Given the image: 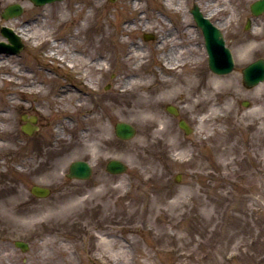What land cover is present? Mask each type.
Masks as SVG:
<instances>
[{
	"label": "rangeland",
	"instance_id": "rangeland-1",
	"mask_svg": "<svg viewBox=\"0 0 264 264\" xmlns=\"http://www.w3.org/2000/svg\"><path fill=\"white\" fill-rule=\"evenodd\" d=\"M17 1L0 0V27L16 32L28 21L37 41L23 31L24 50L0 55L8 72L0 71V264H264V117L254 113L253 89L242 87L241 66L213 87L190 14L197 5L223 27L235 61L257 60L264 13L252 18L250 50L242 51L243 34L231 35L251 18L255 0H174L177 15L163 0H64L42 9L24 2L21 17L3 20V8ZM43 36L65 43L56 55H72L74 70L45 56L51 46ZM131 43L140 47L137 67L124 57ZM169 50L182 67L165 68ZM94 60L102 70L88 68ZM128 75L151 87L123 92ZM138 97L148 101L136 109ZM23 115L38 116L32 138L20 129ZM180 119L191 134L178 128ZM118 121L135 127L132 140L113 139ZM39 148L45 160L36 166ZM105 156L124 161L126 174H106ZM82 158L95 164V175L67 180L68 165ZM33 184L52 194L32 196Z\"/></svg>",
	"mask_w": 264,
	"mask_h": 264
},
{
	"label": "water",
	"instance_id": "water-1",
	"mask_svg": "<svg viewBox=\"0 0 264 264\" xmlns=\"http://www.w3.org/2000/svg\"><path fill=\"white\" fill-rule=\"evenodd\" d=\"M33 1L36 3H44V2H47L50 0H33ZM251 10H252V13L254 15H258V14L262 13L264 11V0L258 1L254 5H252ZM20 11H21L20 6L13 4V5L8 6L4 10L2 16L4 18L13 17L16 15H19ZM193 14H194V17H195V20H196L198 26L201 27L202 30H204L205 36L208 40L207 48L209 50V54L211 55L210 56L211 67L213 69H215L217 67H221L222 70H227L230 67L229 62L226 65H224L223 62H222V65H221V63H220V65H217L218 61H231V56H230L229 51L227 49H224L223 41L218 38L219 37L218 32L216 31L215 28H213L212 26L209 25V23L206 19L202 18L201 14L197 8H194ZM3 33L5 35H7L8 39L11 42L14 41V43L12 44V45H14V48L19 47L18 46L19 45L18 39L15 36H13V35L9 36L8 30H6V29H5V32L3 30ZM12 45L0 44V53L1 52H6V53L13 52L14 48L12 47ZM217 48H219L220 50L219 49L217 50ZM244 74H245V81L249 82L248 85H254V84L258 83L259 81H262L264 79V63L262 61L255 62L250 67L245 69ZM169 111L171 113H174L175 115L177 114L172 109H169ZM179 126L185 131L186 134L189 133V129L187 128V126L184 122L181 121L179 123ZM24 131L29 132V130H27V129H24ZM115 133H116L117 137L124 139V140H127V139H130L134 136L135 130H134V128H132L128 124L118 123L115 126ZM109 169L111 171L116 172V173H120V172L125 171V167L120 162H115V161H113L109 164ZM89 175H90V169L86 163L75 162L70 167L69 177H76L79 179H85V178H88ZM32 193L36 196L44 197L48 194V190L34 186L32 188ZM16 245L19 246L23 251L26 250L25 244L16 243Z\"/></svg>",
	"mask_w": 264,
	"mask_h": 264
},
{
	"label": "bare ground",
	"instance_id": "bare-ground-1",
	"mask_svg": "<svg viewBox=\"0 0 264 264\" xmlns=\"http://www.w3.org/2000/svg\"><path fill=\"white\" fill-rule=\"evenodd\" d=\"M133 1H135V0H131V3ZM163 1H164V6H165L166 10L169 11L172 15H177L179 13V9L180 8H179L178 3H174L173 2L174 0H163ZM132 6H133V10H135L136 7H135L134 3L132 4ZM181 15H183V14L181 13ZM86 16H88V15L86 14ZM161 16H163V15L161 14ZM80 24H81V27L83 29H86V26H85L86 25V20L85 19H82V22ZM131 25H134V23H132ZM81 27H80V29H82ZM129 28H130V26H126V30L127 29L129 30ZM134 29H138V28L135 26ZM29 30H30L29 26L28 25H24V22H23L22 23V27L20 28V30L16 31V33H17V35L19 37H21V36H23L22 35L23 31H28L27 33H24L27 36V39H28L29 35H32V31L31 30L29 31ZM78 31H80V30L78 29ZM32 36L35 39V41H37V35L33 34ZM254 37L256 38V35ZM61 40H63V39H61ZM42 41L50 43V46H51V49L45 55L46 57L55 58V60H57V61H55L56 65L58 67H65L66 69L68 68L70 70H74L75 69V64H74V60L72 59V57H73L72 55L69 56V59L67 61H61L63 58H60L61 56L57 57V55H56V53H59L60 50L63 49V46H64L65 43H63L62 41H59V39H56V38H53V37L47 38V37H44V36L42 38ZM252 43H253L252 40H250V41L246 42L244 45H241V48L246 50V48H250L252 46ZM140 55L141 54H140L139 45L137 43H131L128 46V48H127V52L124 54V57H125L126 60H134V61L137 60L136 64H135V67H137L138 65L141 64V62H139L140 61ZM170 55H172V54H171V52L169 50V51H167V53L165 55L166 56L164 58L165 60H163V61L166 62L164 65H165V68H167V70H169V69L170 70H174V69L178 68L179 66L182 67L184 65V64H177L175 62H171L173 59L170 57ZM103 59L104 58H102V60ZM138 62L140 64H138ZM94 65H95V67H94ZM88 68L90 70L98 72V71L102 70V68H103L102 61H95L94 60L91 63V65H89ZM3 69H6V65L0 64V71H2ZM9 72L12 73V70L9 69ZM1 73L2 74H4V73L7 74L8 72L2 71ZM87 73H88V71H84V74H87ZM24 76H25V79H28L26 75H24ZM136 78L137 77H132V76L128 75L125 79H123L121 81V90L123 92H130L133 89V87H138L139 89H142V90L151 87V82H150L149 79L138 77L139 79L137 80ZM1 79H2V81L4 83H7V84H12V83L13 84H17V81L16 80H12L10 78V76H6V77L4 76ZM213 79H215V78H213ZM220 80L222 81L223 78H221ZM157 81H159L160 83L161 82L162 83L166 82L164 79H160V78H158ZM29 88H35V86L29 85V87H27L26 89L28 90ZM263 91H264V84H259L256 88L253 89V92H252V95H253L252 98L254 99V103H255L254 113L256 114L257 119H262L264 117V108H263L264 107V103L262 102V99H263V93L262 92ZM26 92L29 94L28 91H26ZM67 93L69 94V96H67V99L69 101H71L73 99V94H71V91H67ZM9 96H12V94H9ZM141 98H142L143 101L141 100ZM75 100H76L77 105H78V99H75ZM146 101H148V100H146ZM146 101L143 99V97H138L133 102V106L136 109L142 108L143 105L146 103ZM159 101L160 100L157 99L156 102L152 103V106L153 107L157 106ZM10 102H11V100H10ZM79 105L81 107H83L82 104L79 103ZM107 105H108L107 106L108 108L104 106L103 110L105 108H107L108 110L110 109L109 108L110 103L107 104ZM149 106H151V105H149Z\"/></svg>",
	"mask_w": 264,
	"mask_h": 264
},
{
	"label": "flooded vegetation",
	"instance_id": "flooded-vegetation-1",
	"mask_svg": "<svg viewBox=\"0 0 264 264\" xmlns=\"http://www.w3.org/2000/svg\"><path fill=\"white\" fill-rule=\"evenodd\" d=\"M232 38H234L235 40H238V36L232 35ZM32 159H34L32 162L34 165H36V166L40 165V163L45 160L43 150L39 148L36 156H34Z\"/></svg>",
	"mask_w": 264,
	"mask_h": 264
}]
</instances>
